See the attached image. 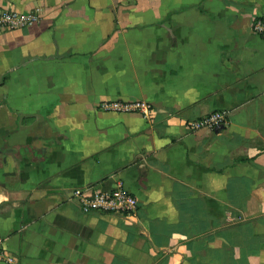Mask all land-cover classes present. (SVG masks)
<instances>
[{"label": "crops", "instance_id": "obj_1", "mask_svg": "<svg viewBox=\"0 0 264 264\" xmlns=\"http://www.w3.org/2000/svg\"><path fill=\"white\" fill-rule=\"evenodd\" d=\"M36 7L39 22L0 32L14 264H264V0H0ZM115 102L151 111L100 108ZM213 113L221 130L188 128ZM118 187L133 214L67 201Z\"/></svg>", "mask_w": 264, "mask_h": 264}, {"label": "built area", "instance_id": "obj_2", "mask_svg": "<svg viewBox=\"0 0 264 264\" xmlns=\"http://www.w3.org/2000/svg\"><path fill=\"white\" fill-rule=\"evenodd\" d=\"M41 7L33 8L28 12L0 9V32L14 31L31 26L43 17ZM252 31L254 34L264 37V20L256 19L253 21ZM103 111L115 113H140L147 117L151 107L145 103H104L100 106ZM226 114L213 113L200 120L189 124L190 130L208 129L219 131L227 123ZM67 201L79 208L82 214L101 213V214H133L138 202L122 187H118L112 192L104 193L92 189L74 190L71 192ZM0 262L14 264L15 260L6 248V243L0 238Z\"/></svg>", "mask_w": 264, "mask_h": 264}]
</instances>
